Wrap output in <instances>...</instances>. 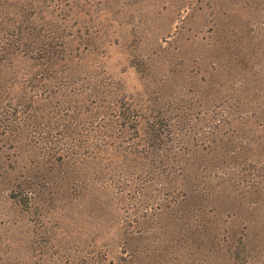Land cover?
I'll return each instance as SVG.
<instances>
[{
	"label": "rangeland",
	"instance_id": "obj_1",
	"mask_svg": "<svg viewBox=\"0 0 264 264\" xmlns=\"http://www.w3.org/2000/svg\"><path fill=\"white\" fill-rule=\"evenodd\" d=\"M0 264H264V0H0Z\"/></svg>",
	"mask_w": 264,
	"mask_h": 264
}]
</instances>
